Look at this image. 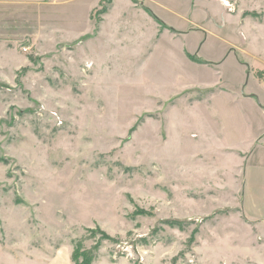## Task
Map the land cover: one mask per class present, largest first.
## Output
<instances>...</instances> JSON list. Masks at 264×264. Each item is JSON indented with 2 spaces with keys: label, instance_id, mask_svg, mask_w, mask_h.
<instances>
[{
  "label": "rangeland",
  "instance_id": "rangeland-1",
  "mask_svg": "<svg viewBox=\"0 0 264 264\" xmlns=\"http://www.w3.org/2000/svg\"><path fill=\"white\" fill-rule=\"evenodd\" d=\"M262 162L264 0L0 2V264H264Z\"/></svg>",
  "mask_w": 264,
  "mask_h": 264
},
{
  "label": "crops",
  "instance_id": "crops-1",
  "mask_svg": "<svg viewBox=\"0 0 264 264\" xmlns=\"http://www.w3.org/2000/svg\"><path fill=\"white\" fill-rule=\"evenodd\" d=\"M6 0H0V2H4ZM8 1V0H7ZM14 1V0H11ZM264 163V162H262ZM244 182V183H243ZM244 185V187H243ZM242 187H243V193H244V197H246L248 195V193L251 191V195L254 196L256 195L257 197V201L260 200L264 201V195L262 192H264V164H261L259 166L256 167H252L251 165L249 167L244 166V172H243V178H242ZM248 192V193H246ZM263 199V200H262ZM263 203V202H261ZM264 205V203L262 204V206ZM245 213L250 217H254V216H250L251 214H255L256 210L254 208H248V211H246L244 209ZM256 222H254V225L256 226ZM257 229L258 226H256ZM258 232H261L258 230ZM260 234V233H259ZM260 236H262L260 234Z\"/></svg>",
  "mask_w": 264,
  "mask_h": 264
}]
</instances>
